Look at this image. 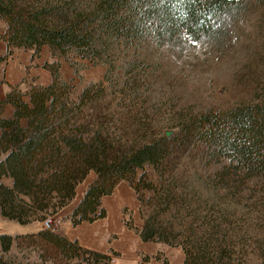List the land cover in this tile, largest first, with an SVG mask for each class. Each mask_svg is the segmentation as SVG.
<instances>
[{
  "label": "trees",
  "instance_id": "1",
  "mask_svg": "<svg viewBox=\"0 0 264 264\" xmlns=\"http://www.w3.org/2000/svg\"><path fill=\"white\" fill-rule=\"evenodd\" d=\"M245 1L0 0V19L7 25L0 61L15 48L36 56L44 45L57 57L45 65L49 84L25 92L12 86L0 100V111L6 103L13 107L9 118L0 117V215L21 225L53 217L93 172L70 213L73 226L103 218L101 198L124 180L140 202L142 242L180 247L183 264H246L250 254L264 264V82L255 100L186 117L172 135L154 137L147 118L133 111L131 77L110 97L91 83L76 94L58 72L60 59L73 71L77 59L115 71L121 63L129 66L147 41L162 46L184 36L221 37L228 16ZM254 1L264 6V0ZM115 100H122V111L110 108ZM179 150L192 158L173 161ZM146 165L158 179L140 175L133 182ZM141 190L149 192L144 203ZM36 235L64 264L111 260L56 231ZM13 240L0 233V264H11L4 254Z\"/></svg>",
  "mask_w": 264,
  "mask_h": 264
},
{
  "label": "rangeland",
  "instance_id": "2",
  "mask_svg": "<svg viewBox=\"0 0 264 264\" xmlns=\"http://www.w3.org/2000/svg\"><path fill=\"white\" fill-rule=\"evenodd\" d=\"M22 1L28 3L32 0H18V3ZM228 19L226 31L218 38L192 40L184 36L162 46L147 41L138 47L139 51L128 60L129 66L126 68L125 63H121L122 68L113 71L104 64L77 59L76 71L69 64V67L63 64L59 69L60 74L66 81H70L76 94L91 83L100 84L110 97H115L114 92L120 89L123 81H128V77H131L129 79H132L134 92L129 95L135 105L133 111L136 117L147 118L150 133L154 137L161 134L168 137L186 117H195L206 111H224L251 102L258 95L262 96L260 87L264 82V6L254 0H246L239 12L232 17L228 16ZM130 70L131 76L128 73ZM117 95L119 96L118 93ZM111 102L110 108L122 111V100ZM101 106L109 105L104 103ZM191 156L187 150H179L171 155L173 161L181 162L189 161ZM140 175L148 181L158 179L155 170L148 165L135 172L133 182ZM94 177L95 174L91 172L80 184H85ZM122 183L134 199L131 205L122 208L124 221L131 224L130 256L124 250L110 248V251H106L111 258L109 264H122L120 254L126 261L123 264H183L180 247L140 240L137 233L139 227L132 217L134 204L137 208L140 207V202L137 203L127 182L123 180ZM148 194L147 190L139 192L143 203ZM79 198L77 192L71 202L52 217L57 233L64 235L66 227L72 225L70 213ZM136 208L135 213L138 212ZM136 217L138 219V214ZM24 225L0 215V233L14 237L10 249L4 254L11 264L65 263L61 254L46 246L36 235L39 230L44 229L43 221L34 220ZM116 238L115 234L109 237L113 246ZM127 256L130 260H126ZM258 263L259 259L255 254L247 256L246 264Z\"/></svg>",
  "mask_w": 264,
  "mask_h": 264
},
{
  "label": "crops",
  "instance_id": "3",
  "mask_svg": "<svg viewBox=\"0 0 264 264\" xmlns=\"http://www.w3.org/2000/svg\"><path fill=\"white\" fill-rule=\"evenodd\" d=\"M6 28V23L0 19V35L6 31ZM6 49V41L0 38V57L6 53ZM55 60H57V57L52 56L48 47L45 45L42 46L38 54L33 57L31 49H13L7 59L0 61V100L4 99L6 93L12 86H17L21 92H25L32 85L49 84L52 77L45 65ZM58 64L59 75L62 80L66 81V79L61 76L59 69L63 64L68 66V63L60 59ZM12 113L13 107L6 103L0 111V117L9 118ZM91 181L92 180L82 185L79 184L78 186L80 187H77L79 188L78 190L76 188L75 195H77L78 192L81 198L86 186ZM129 188L131 187L129 186ZM133 201L132 194L128 191L125 184L120 181L110 195L101 198V207L105 210V216L91 223L84 221L78 225L66 227L64 232L65 237L69 240L76 241L81 247L92 251L106 253L110 248H113V250H124L127 255L130 256L129 248L132 239L129 228L126 226L122 216V208L128 204L131 205ZM135 208L136 205L134 204L132 217L136 226L140 227L142 220L139 217V207L136 208V211H138L137 213H135ZM135 214L136 216L138 214V219ZM111 234H115L117 237L114 246L113 241H109ZM119 258L120 263L123 264L126 262L121 254ZM128 259L130 260L129 257L126 258V260Z\"/></svg>",
  "mask_w": 264,
  "mask_h": 264
},
{
  "label": "built area",
  "instance_id": "4",
  "mask_svg": "<svg viewBox=\"0 0 264 264\" xmlns=\"http://www.w3.org/2000/svg\"><path fill=\"white\" fill-rule=\"evenodd\" d=\"M43 227L49 231H55V224L52 222V217H47L43 220Z\"/></svg>",
  "mask_w": 264,
  "mask_h": 264
}]
</instances>
